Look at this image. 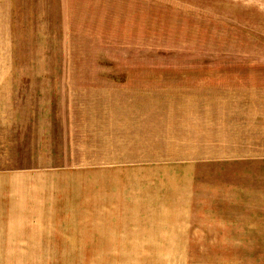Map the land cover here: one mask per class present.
I'll use <instances>...</instances> for the list:
<instances>
[{"label":"rangeland","instance_id":"1","mask_svg":"<svg viewBox=\"0 0 264 264\" xmlns=\"http://www.w3.org/2000/svg\"><path fill=\"white\" fill-rule=\"evenodd\" d=\"M0 264H264V0H0Z\"/></svg>","mask_w":264,"mask_h":264}]
</instances>
